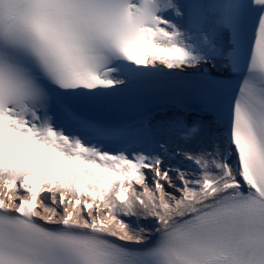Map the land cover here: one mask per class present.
Here are the masks:
<instances>
[{
	"label": "snow or ice",
	"instance_id": "1",
	"mask_svg": "<svg viewBox=\"0 0 264 264\" xmlns=\"http://www.w3.org/2000/svg\"><path fill=\"white\" fill-rule=\"evenodd\" d=\"M0 264H264V0H0Z\"/></svg>",
	"mask_w": 264,
	"mask_h": 264
}]
</instances>
